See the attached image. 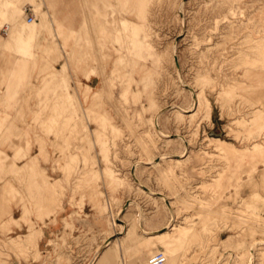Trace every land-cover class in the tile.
I'll use <instances>...</instances> for the list:
<instances>
[{
	"label": "rangeland",
	"instance_id": "rangeland-1",
	"mask_svg": "<svg viewBox=\"0 0 264 264\" xmlns=\"http://www.w3.org/2000/svg\"><path fill=\"white\" fill-rule=\"evenodd\" d=\"M27 1L0 14V264H264V0Z\"/></svg>",
	"mask_w": 264,
	"mask_h": 264
},
{
	"label": "crops",
	"instance_id": "crops-1",
	"mask_svg": "<svg viewBox=\"0 0 264 264\" xmlns=\"http://www.w3.org/2000/svg\"><path fill=\"white\" fill-rule=\"evenodd\" d=\"M6 2H11V3H13V4H15V5H17L18 6V8H19V11H21L22 12V14H23V16H24V10H22V8H20V6H19V2H20V0H1L0 1V14L1 15H3V16H5V11H6V8H5V4H6ZM52 2H53V0H52ZM27 3H29L30 5H35V7H38V9H41L44 13H45V6H46V8H48V6H47V3H46V1L45 0H36L35 1V3H30V1H27ZM54 3V2H53ZM48 10V9H47ZM34 14V13H33ZM26 15V14H25ZM23 16L19 19V20H17V21H13L14 22V28L16 29V27H18L17 28V30H14V28H13V30H14V38L12 37V38H10L9 36H10V34H12L13 35V33H9V36H7V37H3L4 38V40H5V42H4V44H3V46L4 47H17L18 49H19V53H21V54H29L31 51H30V45H29V43H30V41L33 39L32 38V34L31 35H28V36H23V34H20V38L18 37V33H23V31H22V26H27V25H30V24H32V23H29L27 20H26V22L25 23H21V24H23V25H17L21 20H22V18H23ZM29 16V14L27 13V17ZM6 17V16H5ZM7 18V17H6ZM61 19V18H60ZM67 19V20H66ZM57 24H60L61 26L60 27H58L57 26ZM76 24L77 23H72V14H70V17H64L63 18V20H59L57 23H55V22H53L52 21V26H53V29L54 30H56L57 28H62V29H70V30H73V31H78L79 30V28H78V26H76ZM8 27L10 28V25H8ZM12 30V31H13ZM11 31V32H12ZM16 31V32H15ZM19 31V32H18ZM17 36V37H16ZM25 60L24 59H22V58H20V57H18V56H16V58H14L13 59V64H10V66H8V68H9V71H10V74H13V79H14V77L18 74V73H22V72H24L25 70H23V71H21L23 68H22V64H21V62H24ZM19 63V64H18ZM28 67H29V65H28ZM6 70V69H5ZM31 74H30V71H29V69H28V71L26 72L25 71V73H26V75L27 76H32V77H34L35 75H34V69H33V66L31 65ZM21 71V72H20ZM95 79H100L99 77H93V79L92 80H90V81H88L86 78H85V81L86 82H90V85H92L93 86V81L95 80ZM101 81H97V83H100ZM13 85H16V84H18L19 82H15V81H13L12 80V82H11ZM96 87V86H95ZM17 94H20V96H21V99H20V106H18V105H16L15 106V109H22V110H27L28 108H29V106L30 105H35L32 101H28V98L26 99V97L25 96H28V94H29V92L27 91V89H20V91H18V93ZM29 103H30V105H29ZM12 104H13V102H12ZM0 154H2V155H0V166H3V163H4V161L6 160V158L7 157H9V155L5 152V151H3V150H0ZM13 155V154H12ZM14 156V155H13ZM25 164V163H24ZM18 167L19 166H21V165H18V164H16ZM23 214H24V212H23ZM23 214L20 216V217H18V219H20L21 220V218H22V216H23ZM58 215L59 214H57V215H52L51 217H47L46 218V220H44V222L46 223V224H50V225H47V226H45V225H41L42 224V222L41 221H39L38 222V225H37V227H41L42 228V230H43V232H44V234H43V237L42 238H40V240H39V246L41 247V246H43V247H47V244H46V242L45 241H47L51 236H52V234H53V232H54V229H55V225H54V223L58 220ZM14 217H16V216H14ZM53 222L52 224L50 223V222ZM22 223V227H19V226H17V225H12V228H14V231L15 232H18V231H21L22 229H26V230H28V225H26V223H23V222H21ZM0 236H4L3 234H0Z\"/></svg>",
	"mask_w": 264,
	"mask_h": 264
},
{
	"label": "built area",
	"instance_id": "built-area-1",
	"mask_svg": "<svg viewBox=\"0 0 264 264\" xmlns=\"http://www.w3.org/2000/svg\"><path fill=\"white\" fill-rule=\"evenodd\" d=\"M29 16L27 17L28 22L32 23L35 21V16L33 13H28ZM8 30V26H6ZM5 29V30H6ZM8 33V32H7ZM166 260V257L162 251L155 252L148 257V264H162Z\"/></svg>",
	"mask_w": 264,
	"mask_h": 264
},
{
	"label": "bare ground",
	"instance_id": "bare-ground-1",
	"mask_svg": "<svg viewBox=\"0 0 264 264\" xmlns=\"http://www.w3.org/2000/svg\"><path fill=\"white\" fill-rule=\"evenodd\" d=\"M29 23H30V22H29ZM196 106H197V104L195 105V108H196ZM193 109H194V108H193ZM177 159H180V157L177 158ZM137 223H138V222H137ZM119 226H120L121 230L118 232V234H121V235H119V236L117 237V239H118V240H122L123 237H124V235H125V233H126V226L124 225V223H120ZM148 234H149V233H148ZM17 238H18V237L13 238L12 241L17 240ZM111 243H112V240H111V238H110V239H108V240H107V241H106V242L100 247V249L98 250L97 253L100 252V254H101V252H102L107 246H109ZM97 253H96V255H97ZM95 257H96V256H95ZM163 263H164V262H163ZM163 263H162V264H163Z\"/></svg>",
	"mask_w": 264,
	"mask_h": 264
}]
</instances>
